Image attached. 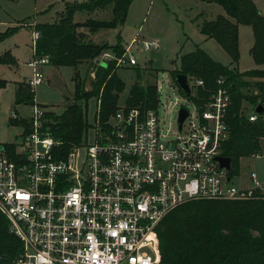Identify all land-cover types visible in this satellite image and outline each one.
I'll return each instance as SVG.
<instances>
[{
    "label": "built area",
    "instance_id": "2783aa9c",
    "mask_svg": "<svg viewBox=\"0 0 264 264\" xmlns=\"http://www.w3.org/2000/svg\"><path fill=\"white\" fill-rule=\"evenodd\" d=\"M37 36L34 31L33 44ZM138 43L146 51L160 48L157 39L135 37L121 55L107 51L100 59L135 66L129 49ZM45 64L47 57L27 63L30 88L44 81L39 66ZM186 78L190 93L176 83L183 103L173 115L162 113L170 105L154 82L155 108L141 112L119 104L105 127L95 120L91 141L87 127L65 155L55 151L58 142L44 125L48 112L35 100L29 104L22 139L12 149L0 145V214L22 246L14 264H156L155 230L176 207L195 200H264V176L228 172L214 160L228 136L224 78L205 97L197 94L203 81ZM181 108L187 116L179 128ZM251 109L242 114L255 121L259 114Z\"/></svg>",
    "mask_w": 264,
    "mask_h": 264
},
{
    "label": "trees",
    "instance_id": "16d2710c",
    "mask_svg": "<svg viewBox=\"0 0 264 264\" xmlns=\"http://www.w3.org/2000/svg\"><path fill=\"white\" fill-rule=\"evenodd\" d=\"M132 0H89L68 3L56 21L35 23L31 26L38 36L34 41L33 56L47 57L53 66H71L74 96L66 102L60 114L46 113L45 127L58 142L54 147L62 155L79 144L83 131L90 127L84 118V105L90 98L96 99L95 119L105 127L109 117L119 106L120 94L125 89L124 81L116 73L114 60L105 65L96 64L103 52L112 51L119 56L124 47L118 41L113 45L96 44L88 39V33L101 28H115L125 21ZM214 2L224 10L213 19H204L199 31L206 38L214 39L229 56L233 66L214 60L206 51L195 46L194 50L181 54L179 66L170 71L174 78L181 73L203 81L197 94L207 96L216 87V80L224 78L229 89V105L225 114L228 136L221 144L220 155L229 157L232 172L240 158L250 157L258 151L259 138L264 133V117L258 115L249 121L243 115L246 105L254 108L264 106V15L252 0H199ZM111 7L109 20L87 18L74 21L77 11H94ZM248 25L253 32V44L249 53L257 66L239 72L238 27ZM8 32L9 28L0 38ZM0 63L13 64L14 57L5 52ZM88 64L90 71L81 79L78 66ZM137 65L133 66L136 67ZM138 71V70H137ZM93 77H88L91 73ZM90 80V88L85 86ZM127 92L125 106L141 112L155 108L157 91L153 82L143 83L138 77ZM6 81L0 78V87ZM25 87V89H24ZM24 81L18 82L14 92L15 104L32 103L33 95ZM83 101L82 105L79 101ZM198 102V101H197ZM201 103V101L199 102ZM9 124L26 127L27 118L9 119ZM158 262L156 264H264V200L217 201L195 200L186 202L170 211L158 224L156 230ZM22 252L19 240L10 233L7 219L0 214V264H14Z\"/></svg>",
    "mask_w": 264,
    "mask_h": 264
},
{
    "label": "rangeland",
    "instance_id": "374dc122",
    "mask_svg": "<svg viewBox=\"0 0 264 264\" xmlns=\"http://www.w3.org/2000/svg\"><path fill=\"white\" fill-rule=\"evenodd\" d=\"M89 0H0V55L10 53L14 59L13 64L0 63V78L6 81L0 87V145L12 149V145L22 139L23 127L19 124H9V119L16 114L21 118H29L31 103H14V92L18 82L30 78L33 70L25 64L34 59L33 40L35 23H52L56 21L59 13L68 3H82ZM258 10L264 14V0H252ZM223 13L222 7L214 2L199 0H132L129 4L125 21L115 28H101L95 32H88V39L96 44L107 43L113 45L120 41L122 47L137 37L139 40L157 39L160 48L157 50H143L140 43L131 46L129 52L136 58L137 66H116V73L124 81L125 89L120 94L119 104L123 105L130 85L141 78L143 83L155 82L163 87V102L170 107L162 108L163 114H174L175 108L183 103V97L176 93L175 79L170 73L179 66L181 54L194 50L198 45L214 60L233 66L229 56L212 38H206L199 31L200 22L204 19H213ZM112 16L111 7L95 9L94 11H77L74 21H84L87 18L96 20H109ZM197 17V19H196ZM253 44V32L250 26L240 24L238 27L239 60L235 65L239 72L254 69L255 65L249 50ZM114 54L112 51H108ZM115 55V54H114ZM105 63V62H103ZM264 68V65L261 66ZM80 77L84 79L88 64L78 66ZM44 81L33 88L27 89L33 95L35 103L47 112L60 114L68 100L74 96V68L71 66L40 65ZM138 70V71H137ZM91 73V72H90ZM93 77V74L88 75ZM26 83V81H24ZM86 88H90V80L85 78ZM25 89V87H24ZM68 98V99H67ZM82 105L84 102L79 101ZM84 118L90 127L87 139H93L96 126L95 112L96 99L90 98L84 105ZM251 107L246 105L245 114L251 112ZM169 120V119H168ZM167 120V122H168ZM173 123L174 120L170 119ZM85 130L83 131V136ZM258 151L264 150V138H259ZM84 150V149H83ZM236 171L240 174L256 171L264 176V155L261 157H242ZM234 182L235 178H234ZM17 260V259H16ZM158 262V261H157ZM21 264V263H18Z\"/></svg>",
    "mask_w": 264,
    "mask_h": 264
},
{
    "label": "water",
    "instance_id": "95a60500",
    "mask_svg": "<svg viewBox=\"0 0 264 264\" xmlns=\"http://www.w3.org/2000/svg\"><path fill=\"white\" fill-rule=\"evenodd\" d=\"M105 61L101 59H96L95 63L100 64L104 66L106 63H103ZM176 83L179 85V87L185 92V94L188 96L190 93L189 86L187 84V78L185 74L178 73L174 77ZM68 99V98H67ZM254 110L256 113L264 117V106L261 103H257V105L254 107ZM187 116V111L183 108L179 110V115H178V122H179V128H181L183 120ZM2 147H0L1 149ZM214 160L218 162L220 168H226L228 172L232 171L231 167V160L229 157L225 156H216L214 157Z\"/></svg>",
    "mask_w": 264,
    "mask_h": 264
},
{
    "label": "crops",
    "instance_id": "0c3cea01",
    "mask_svg": "<svg viewBox=\"0 0 264 264\" xmlns=\"http://www.w3.org/2000/svg\"><path fill=\"white\" fill-rule=\"evenodd\" d=\"M259 11H260V10H259ZM260 13H261V11H260ZM219 14H224V10H223V13H219ZM261 14H262V13H261ZM262 15H264V14H262ZM196 19H197V17H196ZM201 21H202V20H201ZM201 21H200V22H201ZM200 22H197V24L200 23ZM33 25H34V24H33ZM85 32L88 33L87 30H85ZM88 35H89V33H88ZM25 65L27 66V63H26ZM27 79H28V78H25V80H23V81H26Z\"/></svg>",
    "mask_w": 264,
    "mask_h": 264
}]
</instances>
